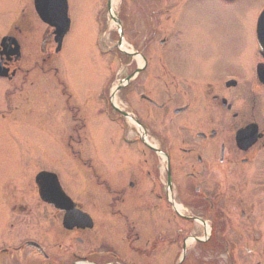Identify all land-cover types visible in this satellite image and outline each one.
Instances as JSON below:
<instances>
[{
	"label": "rangeland",
	"instance_id": "rangeland-1",
	"mask_svg": "<svg viewBox=\"0 0 264 264\" xmlns=\"http://www.w3.org/2000/svg\"><path fill=\"white\" fill-rule=\"evenodd\" d=\"M104 1L68 0L72 28L65 37L61 53L54 60L74 101L85 108L80 109V115L84 120L86 118L87 123L80 147L77 141L68 140V133L74 128H71L72 120L61 86L53 75L36 76L29 70L20 72L22 76L18 73L12 82L0 79V248L16 245L25 238L48 246V256L33 248H25L18 254L0 253V264L73 262L77 260L75 252L84 255L91 247L105 250V240L99 238L103 234H107L106 241L120 252H127L126 247L116 243L112 234L118 219L108 216L110 212L104 209L97 195V162L102 154L106 155L108 163L109 157L111 160L114 131L113 125L107 123L106 126L97 117H104V114L99 113L96 93L104 78L111 76L110 70L114 72L113 77H122L136 65L129 64L128 54L101 55L97 51V11ZM32 3L33 0H0V36L13 30L17 19L21 20L22 10H30ZM263 8L264 0H125L121 11L125 15L131 14L126 38L136 50H141L146 58L151 59V71L156 73L157 70L168 69L167 64L161 65L162 61L169 62L168 56H164V60L162 54L170 52L185 62L184 66L189 71H209L214 75V82L221 75L218 84L223 80L222 75L240 74L244 84L231 86L232 89L223 87L222 94H227L223 91L228 90L233 109L241 111L248 119H256L264 128V85L256 74V65L264 63L256 38V20ZM102 37L108 40L115 35L103 29ZM164 38L169 42L166 47L161 44ZM52 49L54 52V45ZM138 61L141 64L140 59ZM24 66L29 68V62ZM149 90L156 95L162 92L156 83ZM217 90L220 93V89ZM99 93L102 94L101 88ZM202 95L206 101H211L208 93L207 96ZM212 109L208 108L210 117H213ZM216 110L214 116L221 118V114L216 115ZM224 116L227 118L228 115ZM232 117L231 112V122ZM124 146V141L119 142L120 149L125 150ZM74 148L81 149V156L73 153ZM261 164L264 165V153ZM43 169L56 171L63 189L93 216L95 225L92 230L67 231L62 226L63 213L41 200L36 179ZM246 175L253 177L248 167ZM229 180L236 188L245 186L242 181L233 179L230 173ZM245 195L248 194L238 191L233 203L237 207L246 203V207L243 206L252 220L240 221L250 224V231L259 233L261 230L264 233V192L258 208L250 198L246 202L239 201L238 196ZM237 212H241V208ZM132 221H121L119 226L130 230L135 228ZM135 223L137 228H142L141 221ZM103 229L107 233H103ZM158 230L154 228L151 238L156 237ZM76 237H82L84 241L79 242ZM128 239L135 241L134 235ZM134 243L131 244L135 250L137 244H143ZM242 245L244 247L245 243ZM247 257L239 264L249 263ZM148 258L142 257L139 264L157 263ZM94 259L102 263L109 260L108 257Z\"/></svg>",
	"mask_w": 264,
	"mask_h": 264
},
{
	"label": "flooded vegetation",
	"instance_id": "flooded-vegetation-1",
	"mask_svg": "<svg viewBox=\"0 0 264 264\" xmlns=\"http://www.w3.org/2000/svg\"><path fill=\"white\" fill-rule=\"evenodd\" d=\"M164 56H168L169 62L162 61L161 65L167 64L169 70L151 71V59L144 56L140 73L134 75L137 63L124 75L128 88L115 91L117 102L119 99L128 101L133 115L113 103L111 86L109 91L97 93L98 110L104 114V117H97L106 126L107 123L113 125L114 131L110 134H113L111 160L109 157L108 163L106 155L101 153L97 162V193L104 209L110 208L109 216L118 219L112 234L127 252H120L109 243L108 249L115 256H87L75 252L77 260L65 264L104 257L109 260L96 262L139 264L145 256L154 259L156 264H239L247 256L249 263L246 264H264V233L250 231V224L240 221L252 220L246 212V203L245 207L233 203L240 191L248 195L238 196L239 201L246 202L250 198L257 208L261 206L264 128L256 119H248L247 115L233 109L229 91L222 94L221 90L232 87L223 80L218 84L221 75L214 82L213 73L189 71L185 62L173 53H163L166 60ZM7 65L16 67L14 62ZM155 83L162 90L160 95L149 90ZM202 93L206 96L208 93L211 101H206ZM66 105L73 122L71 128H74L68 133V140L77 141L80 147L86 125L80 115L81 107L70 106L69 100ZM208 108H213V117L209 116ZM215 108L216 115L221 114V118L214 116ZM251 127L256 129V136L263 135L243 149L238 145L236 134ZM123 141L125 150L119 148V142ZM75 152L81 156V149L74 148ZM247 167L252 178L246 175ZM229 173L245 186L231 185ZM239 208L241 212H237ZM131 219L135 228L129 230L119 226L121 221ZM135 221H141L142 228H137ZM154 228L159 230L156 237L151 238ZM132 235L133 242L128 239ZM76 239L84 241L82 237ZM134 242L143 244H137L135 250Z\"/></svg>",
	"mask_w": 264,
	"mask_h": 264
},
{
	"label": "water",
	"instance_id": "water-1",
	"mask_svg": "<svg viewBox=\"0 0 264 264\" xmlns=\"http://www.w3.org/2000/svg\"><path fill=\"white\" fill-rule=\"evenodd\" d=\"M62 1V0H61ZM62 6L65 8V10L67 9V4L66 2L62 3ZM259 27L261 30V33L259 34V39L261 40V45H262V50L261 53L264 56V15L262 16V18L260 19V23H259ZM258 74L259 76L262 78V80L264 81V65L263 64H259L258 65ZM70 217H66L64 224L65 226H71L72 221H70L69 219Z\"/></svg>",
	"mask_w": 264,
	"mask_h": 264
}]
</instances>
